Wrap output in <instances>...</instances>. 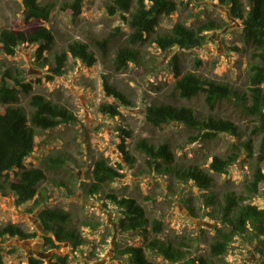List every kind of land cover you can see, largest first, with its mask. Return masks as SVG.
I'll list each match as a JSON object with an SVG mask.
<instances>
[{"label":"rangeland","instance_id":"374dc122","mask_svg":"<svg viewBox=\"0 0 264 264\" xmlns=\"http://www.w3.org/2000/svg\"><path fill=\"white\" fill-rule=\"evenodd\" d=\"M72 0H39L41 4L52 6L48 22H23L21 0H0V30L9 28L27 32L43 25L53 31L55 43L51 52H45L36 59V45L21 44L14 55H6L0 50V79L6 70L13 75H21L24 82L32 86L31 94L43 95L46 99L67 107L78 118V122L50 130H36V148L25 159L27 166L39 165L45 156H60L66 159L62 169L50 171L39 186L47 196L42 207H59L70 213L72 222L84 238L79 250L71 251L68 243L58 248L43 247L40 235L44 229L32 210V202L18 205L12 193L0 194V227L8 223L21 226L26 232H36L37 237L29 239L27 248L18 245L14 238L0 239L3 264H27L29 251L37 246L39 251L48 253V260L55 254L69 255V264H130L128 255L116 256V248L145 245L142 236L136 231L120 232L117 227L119 212L100 200L86 198L82 184L88 181L93 162L106 158L113 166L122 165L124 176L111 187L119 196L135 198L146 210L150 221L149 239L158 238L164 243H185L182 246L191 256H207L208 243L212 240L213 229L219 221L212 219L209 212L213 207H204L203 196L214 193L222 200L225 193H242L246 182L251 178L254 159L242 151L236 163L226 174L210 170L213 156L226 158L234 151L236 138L222 133L212 140L197 139L196 131L181 124L170 123L161 128L153 127L145 120V108L154 103L186 105L199 115H213L233 120L244 132L250 134L252 122L232 102H223L216 108H209L203 96L193 100L182 99L173 90L174 76L170 61L177 54L183 72H193L217 82L230 84L241 91L248 86L247 68L251 61L250 53L242 42V24L232 17L227 6L215 0H177V12L162 18L157 31H169L177 21L194 24L208 17L222 24L221 30L208 33L206 43L195 49L184 50L174 47L162 52L155 45L141 47L145 68L135 65L125 71H115L112 60L117 49L127 44L130 29L119 12L111 14L107 7L112 0H82V12L77 18L61 10L63 3ZM247 5V0H242ZM108 38V53L102 56L96 42ZM75 40L85 42L94 52L97 61L87 67L80 60L68 55L65 72L50 80V64L55 54L67 49ZM103 76L121 90L130 100V106L120 105L121 116L104 117L99 112L102 103H115L107 97L102 86ZM30 95H20L19 105L27 110ZM125 128L132 134L126 140L127 149L136 158L133 167L128 166L118 151L119 129ZM146 138L158 146L168 143L175 155V164L181 167L197 166L214 178V185L208 191L191 182H182L175 177L151 173L144 155L135 149L136 142ZM258 139L254 138L255 149ZM61 182H64L63 184ZM59 184L57 186L56 184ZM67 184V186L65 185ZM259 196L251 200L259 209H264V187ZM195 213V216L192 215ZM159 219L163 230L155 234L151 222ZM88 223L86 227L83 224ZM188 245V246H187ZM15 246V249L12 247ZM146 254L153 264H170L161 255L148 249ZM221 264H264V236L259 239L241 240L230 245V250Z\"/></svg>","mask_w":264,"mask_h":264},{"label":"trees","instance_id":"16d2710c","mask_svg":"<svg viewBox=\"0 0 264 264\" xmlns=\"http://www.w3.org/2000/svg\"><path fill=\"white\" fill-rule=\"evenodd\" d=\"M22 19L48 22L52 6L41 4L39 0H21ZM201 1V0H193ZM219 5L227 6L232 17L242 24V42L250 53L251 61L247 68L248 86L245 91L230 84L217 82L193 72H183L179 56L175 54L171 61L174 83L173 90L182 99L193 100L204 97L206 105L214 109L223 102H232L252 122L250 134L245 139L244 132L233 120L213 115H199L192 107L154 103L145 108V120L153 127L175 123L196 131L197 139L212 140L222 133L236 138L234 151L226 158L213 156L209 162L210 170L226 174L228 168L236 163L242 151L253 157L254 166L251 178L246 182L242 193L233 191L224 194L222 200L214 193L206 192L203 196L204 207H213L210 217L219 221L213 229L214 235L208 243L207 256H191L182 246L185 243H164L158 238L149 239L150 221L145 208L133 197L119 196L111 185L124 174L122 165L113 166L106 158L100 157L93 162L88 181L82 188L86 198L100 200L104 207L111 205L119 212L117 227L122 233L138 232L145 245L117 247V257L128 255L130 264H153L148 259L146 250L158 253L170 264H221L230 250V245L237 239H259L264 236V209H259L251 200L263 196L264 187V0H215ZM61 10L77 18L82 12V0H72L61 5ZM111 14L119 12L130 29L127 44L119 47L112 60L115 71H125L130 65L145 68L141 47L145 44L155 45L162 52L178 47L189 50L203 46L209 32L221 30L222 24L208 17L194 24L177 21L169 31L159 33L157 27L165 16L177 12V0H112L107 7ZM55 43L53 31L43 25L24 32L3 28L0 30V50L6 55H14L21 44L36 45L35 56L40 59L45 52H51ZM108 38L96 42L102 56L108 53ZM68 55L80 60L87 67H92L97 58L89 45L75 40L67 49L54 55L50 64V80L65 72ZM102 86L107 97L115 103H102L99 112L104 117L121 116L120 105L130 106L128 97L111 84L105 76ZM32 86L24 82L21 75H13L6 70L0 79V194L12 193L16 204L32 202L33 209L44 229L40 235L43 247L58 248L61 243H68L71 251L79 250L84 238L72 222L69 212L59 207H42L47 196L39 191L40 184L46 180L47 173L62 169L66 159L60 156H45L39 165L27 166L25 159L36 148V130H50L63 125L78 122L76 115L67 107L54 103L40 94H31ZM29 96V109L19 105L20 95ZM120 142L117 146L125 163L133 167L136 158L127 149L126 140L132 134L125 128L119 129ZM254 138L258 146L254 147ZM135 149L144 155L149 172L164 176L170 175L182 182H191L196 187L208 191L214 185V178L197 166L181 167L175 164V155L168 143L158 146L146 138L136 142ZM62 184L64 182H61ZM59 186V184H56ZM64 185V184H63ZM67 186V184H65ZM195 216V213H192ZM88 227V223H84ZM151 226L155 234L163 230V223L154 219ZM17 237L20 240L37 237L36 232H26L21 226L8 223L0 227V239ZM188 246V245H187ZM16 247L13 246L12 249ZM0 264L3 254L0 250ZM27 264H69V255L55 254L46 263L44 259L28 256Z\"/></svg>","mask_w":264,"mask_h":264},{"label":"water","instance_id":"95a60500","mask_svg":"<svg viewBox=\"0 0 264 264\" xmlns=\"http://www.w3.org/2000/svg\"><path fill=\"white\" fill-rule=\"evenodd\" d=\"M17 241H18V245L22 248L26 249L27 246L29 245V239L23 240L22 242H20L19 240H17ZM38 249H39V247L37 246L33 250H30L29 256H36L38 258L45 259L48 256V253H43V252L39 251Z\"/></svg>","mask_w":264,"mask_h":264}]
</instances>
